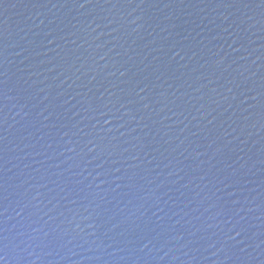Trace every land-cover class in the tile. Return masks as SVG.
Segmentation results:
<instances>
[{
	"label": "water",
	"instance_id": "water-1",
	"mask_svg": "<svg viewBox=\"0 0 264 264\" xmlns=\"http://www.w3.org/2000/svg\"><path fill=\"white\" fill-rule=\"evenodd\" d=\"M0 264H264V0H0Z\"/></svg>",
	"mask_w": 264,
	"mask_h": 264
}]
</instances>
